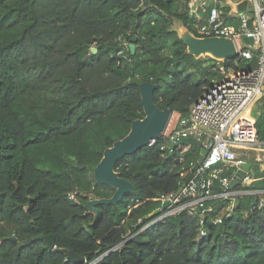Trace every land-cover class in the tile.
<instances>
[{
    "label": "trees",
    "instance_id": "16d2710c",
    "mask_svg": "<svg viewBox=\"0 0 264 264\" xmlns=\"http://www.w3.org/2000/svg\"><path fill=\"white\" fill-rule=\"evenodd\" d=\"M188 1L0 0V264H264V197H239L230 217L229 202L214 199L203 225L182 210L144 229L160 197L178 192L198 161L203 146L193 136L172 152L163 136L118 161L115 172L133 192L87 209L91 195L115 194L94 171L145 118L143 83H158L155 104L187 119L222 78L217 61L187 53L176 25L200 36L197 26L213 7L226 24L237 22L222 0L201 11L204 21ZM253 64L241 60L236 69ZM257 105L250 133L264 142V96ZM250 174L245 188L264 190L259 166ZM214 192H222L219 183ZM51 235L52 250L45 240ZM62 249L84 261L68 260Z\"/></svg>",
    "mask_w": 264,
    "mask_h": 264
},
{
    "label": "built area",
    "instance_id": "2783aa9c",
    "mask_svg": "<svg viewBox=\"0 0 264 264\" xmlns=\"http://www.w3.org/2000/svg\"><path fill=\"white\" fill-rule=\"evenodd\" d=\"M243 1L245 0L237 2L236 7L228 12V16L237 22L236 26L226 24L223 12L217 7H213L204 23L197 26L200 37L231 39L237 47L238 54L234 59L218 62L222 78L213 79L212 85L192 105L189 117L178 119L170 133L164 135L169 145L170 142L176 141L177 146L182 139L193 136L208 154L195 172L194 178L187 184L185 181L179 193L160 197L161 205L158 209H161V214L151 220L144 229L182 210L200 216L203 225L206 214L212 211V206L207 205L214 199L229 202L226 216L230 217L234 202L239 197L245 195H256L257 199L264 197V190L245 188L252 180L249 170L239 186L243 188H230L233 177L250 163L247 160L248 152H264V142L253 132L249 134L251 121L248 115L251 108L264 96V0H247V10L249 2L253 4L251 16L246 14L247 10L238 11V6ZM188 2L191 14L201 21L202 16L198 14L196 8L206 11L207 5L199 3V0ZM245 38L253 39L254 43L246 44ZM241 60L253 61L254 64L245 71H238L236 67L240 66ZM246 135L248 138H245ZM155 143L156 141H152L149 146H154ZM189 148L190 146H187L185 151ZM258 166L264 172V163ZM229 168L234 169L231 176L225 175ZM216 183L222 188L221 193L214 192ZM166 203L169 205L163 207ZM263 204L261 201V205ZM198 209L203 216L197 213ZM222 220V217H218L214 223L220 224ZM200 235L206 236L207 232L202 229Z\"/></svg>",
    "mask_w": 264,
    "mask_h": 264
},
{
    "label": "water",
    "instance_id": "95a60500",
    "mask_svg": "<svg viewBox=\"0 0 264 264\" xmlns=\"http://www.w3.org/2000/svg\"><path fill=\"white\" fill-rule=\"evenodd\" d=\"M205 0H199L200 3ZM226 2V0H222ZM247 0L241 2L238 6L239 12L247 10ZM180 40L187 48V53L196 59L211 58L217 62H224L226 60L234 59L237 54V47L235 43L224 37H200L194 35L187 26L181 24L177 30ZM245 43L252 45L253 39L245 38ZM137 38H133L129 44L131 55L136 53ZM134 75V73H132ZM131 80V78L129 79ZM159 89V84L143 83L141 85L142 104L144 107L145 118L136 120L133 122L130 133L122 140L117 141L114 145L107 149L104 156L94 171V179L97 183L115 188V194L110 199H98L95 195H91L90 198L93 202L87 204V209L94 211V207L98 204H116L120 202L124 196L133 192V185L127 180L121 178L117 172H115V165L118 161L122 160L126 156L137 153L142 148L150 145L152 141H157L165 135L167 127L173 116V112L166 108L161 110L154 102L155 91ZM190 125V123H188ZM177 146L176 141L170 142L169 148L173 150ZM208 151L202 149L200 157L194 165L192 172L189 174L186 184L189 183L195 176V172L199 166L204 162ZM251 169V165L247 164L244 169L240 170L232 179L230 188L235 189L241 185L242 179L245 177L248 170ZM181 188L178 190V193ZM257 201V199H256ZM92 204V208L89 205ZM240 200L236 199L231 215H236L239 210ZM169 203H166L163 207H167ZM198 214H201V210H197ZM161 214V209L155 210L151 217L155 218ZM203 216V214H201ZM43 239V237H40ZM12 240L16 241L15 238ZM47 246L50 250L55 248L54 236L45 237ZM62 253H68V260L82 263L84 258L78 256L72 251L66 249L59 250Z\"/></svg>",
    "mask_w": 264,
    "mask_h": 264
},
{
    "label": "rangeland",
    "instance_id": "374dc122",
    "mask_svg": "<svg viewBox=\"0 0 264 264\" xmlns=\"http://www.w3.org/2000/svg\"><path fill=\"white\" fill-rule=\"evenodd\" d=\"M239 1H241V0H231V2H233V3H236V2H239ZM227 2H225V3H227ZM227 4H229V3H227ZM252 11H253V4H252V2H249V7H248V10L246 11V14L248 16H251L252 15ZM179 27H180V24H177L176 25L177 30H178ZM241 44H243V43H241ZM203 59H207V58H203ZM257 106L258 105L256 103L251 108V110L248 112L249 116L251 115L252 111L257 108ZM177 121H178V116L175 113H173V116H172V118L170 120V123H169V125L167 127L165 135L170 133V131L175 127ZM249 134H250V132H249ZM246 137H248V136L246 135ZM247 160L251 164H255V165L256 164H260V163H264V152H262V151H249L248 154H247ZM89 200H90V203L93 202V200L90 197H89ZM89 208H92V204L89 205Z\"/></svg>",
    "mask_w": 264,
    "mask_h": 264
},
{
    "label": "crops",
    "instance_id": "0c3cea01",
    "mask_svg": "<svg viewBox=\"0 0 264 264\" xmlns=\"http://www.w3.org/2000/svg\"><path fill=\"white\" fill-rule=\"evenodd\" d=\"M211 1H218V0H205L203 3L204 4H206L207 6H208V4L211 2ZM228 1V2H227ZM226 2L227 3H229L228 4V6L230 7V9H232V8H234V7H236V3H233V2H231V0H226ZM200 3V2H199ZM189 7V6H188ZM197 10H198V14H200L201 16H202V14H201V11H202V9H199V8H196ZM201 21H204V18H203V16H202V19H201ZM246 138H248V137H246ZM250 165H252L251 163H249ZM256 165H258V164H256ZM250 171V170H249Z\"/></svg>",
    "mask_w": 264,
    "mask_h": 264
}]
</instances>
